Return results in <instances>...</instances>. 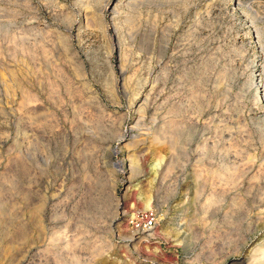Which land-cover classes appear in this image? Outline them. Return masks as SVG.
I'll list each match as a JSON object with an SVG mask.
<instances>
[{
    "label": "rangeland",
    "instance_id": "rangeland-1",
    "mask_svg": "<svg viewBox=\"0 0 264 264\" xmlns=\"http://www.w3.org/2000/svg\"><path fill=\"white\" fill-rule=\"evenodd\" d=\"M0 264H264V0H0Z\"/></svg>",
    "mask_w": 264,
    "mask_h": 264
},
{
    "label": "built area",
    "instance_id": "built-area-1",
    "mask_svg": "<svg viewBox=\"0 0 264 264\" xmlns=\"http://www.w3.org/2000/svg\"><path fill=\"white\" fill-rule=\"evenodd\" d=\"M134 228L137 234L149 233L157 226V217L153 211L141 213L133 220Z\"/></svg>",
    "mask_w": 264,
    "mask_h": 264
},
{
    "label": "bare ground",
    "instance_id": "bare-ground-1",
    "mask_svg": "<svg viewBox=\"0 0 264 264\" xmlns=\"http://www.w3.org/2000/svg\"><path fill=\"white\" fill-rule=\"evenodd\" d=\"M111 4L109 3V5L108 6H110ZM124 74V73H123ZM122 79V78H121ZM123 82V81H122ZM128 82V81H127ZM125 84V83H124ZM123 83H122V85H124ZM128 85V84H127ZM29 91V90H28ZM28 93V92H27ZM29 94V93H28ZM27 95V94H26ZM145 95H146V93H145ZM28 96H30V94L28 95ZM149 96V95H148ZM28 98V97H27ZM30 98V97H29ZM32 98V97H31ZM30 100H32V99H30ZM144 101H145V99H144ZM28 102V101H27ZM146 102V101H145ZM141 104H144V103H141ZM146 104V103H145ZM145 106V105H144ZM28 128H30V127H28ZM30 131V130H29ZM27 132H28V129H27ZM28 133H26V135H27ZM139 235V234H138ZM136 240V238L134 239V238H132V239H130V243H132V242H134Z\"/></svg>",
    "mask_w": 264,
    "mask_h": 264
}]
</instances>
